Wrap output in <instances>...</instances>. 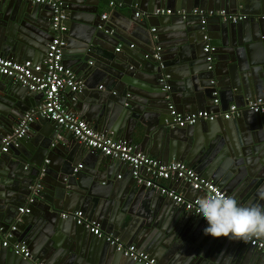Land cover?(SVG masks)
<instances>
[{"label": "water", "instance_id": "1", "mask_svg": "<svg viewBox=\"0 0 264 264\" xmlns=\"http://www.w3.org/2000/svg\"><path fill=\"white\" fill-rule=\"evenodd\" d=\"M101 1L63 0L70 28L63 35V62L90 78L92 86H106L105 93L66 90L79 103L68 109L78 107L95 131L115 140L132 144L140 135L148 155L164 163L185 162L231 195L235 186L242 205L264 206V114L245 109L264 98V19L256 18L264 15V0H115L129 11L122 25L101 20ZM196 8L249 17L236 24L210 19L202 25L193 16L153 15L159 9L189 13ZM52 20L49 6L0 0V57L44 61L55 37ZM207 45L214 52L205 53ZM38 96L43 98L0 76V148ZM219 98L226 108L240 107L241 117L173 126L172 102L182 112L196 113ZM30 129L31 139L0 157V264H30L2 245L13 224L12 242H25L48 264H141L61 217L76 211L100 222L104 234L136 244L162 264H264V253L240 240L204 235L201 218L182 216L181 206L135 179L103 185V176L111 179L121 161L110 159L92 174L77 172L85 147L70 138L58 142L56 123L38 118ZM48 158L52 163L45 165ZM37 184L43 189L34 196ZM31 197L29 212L20 215Z\"/></svg>", "mask_w": 264, "mask_h": 264}, {"label": "built area", "instance_id": "2", "mask_svg": "<svg viewBox=\"0 0 264 264\" xmlns=\"http://www.w3.org/2000/svg\"><path fill=\"white\" fill-rule=\"evenodd\" d=\"M39 4L42 6H49L53 11L52 27L55 31L54 39L47 45V52L44 61H22L17 62L9 58L0 57V76H4L14 80L21 86L28 88L32 92L43 94L44 102L41 106L28 111L23 118L13 128L11 134L2 140L0 148V157L9 153L11 147L17 146L19 141L26 138L30 126L38 118L46 119L47 121L56 123L63 130L69 132L74 140L83 145L86 149L93 153H98L111 160L121 161L130 167L132 177L138 184L144 185L163 197H166L175 202L176 205L182 206L186 211L192 212L196 215L195 209L199 199L188 201L185 197L173 189L162 186L161 181L176 180L189 184V186L196 192L203 193L205 197L213 194L228 195L219 186L212 181L202 178L194 169L183 162L162 163L155 158H152L142 151L137 146L129 144L125 141L115 140L112 137L103 135L95 131L84 119L72 113L64 104L63 92L69 90L71 94L76 95L85 88L84 82L80 80L71 68L64 65L63 55L66 42L63 35L67 33L68 15L65 11V4L63 0H22ZM111 7H121V3L111 0ZM154 16H180L187 18L189 16L200 19L202 25L210 19H220L223 22L239 23L245 21L248 16L239 14H230L225 10H202L193 9L191 12L184 10L172 11L170 9H159L153 14ZM135 16L141 17L140 13ZM107 16L102 17L103 21L107 20ZM257 18L264 19V15ZM155 31V29H152ZM208 41V37H204ZM215 48L207 45L204 48L205 53L214 52ZM119 51V49H117ZM160 51V49H158ZM154 58L161 59V55L157 53ZM210 63L209 71L213 69V59L208 58ZM92 65V63H90ZM168 90V88H165ZM217 95V94H215ZM75 96L72 99L75 100ZM214 105H219V100L214 101ZM245 109L258 114H264V99H256L250 101ZM242 110L231 105L226 111L216 114L211 111H198L196 113L182 114L173 104L169 105V115L172 118L173 126L178 128H185L194 126L199 122H212L217 118L224 120H233L241 117ZM61 138V137H59ZM48 164V162H47ZM83 166H78L76 171L81 170ZM45 169L41 170L39 180L43 177ZM121 178V177H119ZM43 189L42 184H37L33 188V195H37ZM34 202L31 197L25 208L19 209V214L29 212V206ZM63 220H73L77 226L88 230L93 236L97 238H104L117 252L124 257L131 259L133 262L141 264H160L151 255L143 251H139L132 245H125L121 240L112 235L104 234L101 225L95 221L88 219L82 211L73 213H64L61 215ZM202 219V218H201ZM203 220V219H202ZM20 220L18 219L17 222ZM204 221V220H203ZM204 223H206L204 221ZM16 225H13L8 233L4 235L3 247L9 248L16 256L23 260L29 261L30 264H47L33 256L31 250L23 241L12 242L14 232H16ZM0 231L2 228L0 227ZM243 244L264 253V240L262 238H250L248 240H240Z\"/></svg>", "mask_w": 264, "mask_h": 264}, {"label": "crops", "instance_id": "3", "mask_svg": "<svg viewBox=\"0 0 264 264\" xmlns=\"http://www.w3.org/2000/svg\"><path fill=\"white\" fill-rule=\"evenodd\" d=\"M114 1V0H113ZM110 2H111V0H103V1H101L100 2V4H99V16H101V20L103 21V19H102V17L104 16V15H106L108 18H107V20H105L106 21V23H108V24H119V25H122L123 23H124V21H125V19L123 18V16H128V9L126 8V6L122 3V2H117V3H121L123 6H121V7H111L110 6ZM199 9V8H198ZM230 14H232V13H230ZM236 15V14H235ZM248 16V15H247ZM249 17V16H248ZM257 18V17H256ZM214 26H216V25H209V27H214ZM69 27H68V31H69ZM68 31H67V33H68ZM102 34L105 36V35H107L108 33H106V32H102ZM25 61H32L31 59H29V60H25ZM35 62V61H34ZM95 61H94V59H91V61H90V63H94ZM64 65L66 66V67H68V68H71L70 66H68V64L67 63H64ZM72 70H73V72L75 73V75L80 79V80H82L84 83H85V92L87 93V94H94V93H97L98 91L99 92H103V93H105L106 91V86L104 85V84H100V85H98V87H96V86H92V84L90 83V78H88L85 74H82V73H78V72H76V70H74L73 68H71ZM88 87V88H87ZM91 87H93V88H91ZM112 91V93H115L116 91L113 89V90H111ZM112 93H109V94H112ZM71 94V93H70ZM63 96H64V104H65V106L68 108V105H71V106H76V105H78L79 103H76V102H73V100H72V97H71V95H70V97L67 95V93L66 92H63ZM70 98V99H69ZM261 99H264V98H261ZM219 100V105H213V106H210L209 107V109H208V111H211V112H213V113H216V114H220V113H222V112H224V111H226L228 108H226L227 106H226V104H221V100H220V98L218 99ZM172 101V100H171ZM32 102H33V106H31V109L29 110V111H31V110H33V109H35V108H37V107H39V106H41L42 104H43V102H44V98H41L40 99V97L38 96V97H36L35 99H33L32 100ZM71 103V104H70ZM172 104L176 107V109L180 112V113H182V114H190V112H182L181 110H179L178 109V107L172 102ZM231 105H235L236 106V104H234V103H231L230 104V106ZM70 106V111L72 112V110H74L72 113H74V114H76V115H78L79 117H81L82 119H84L92 128H93V125H92V123H90V121L88 120V119H86V118H84L85 117V112H82V110H80L78 107H76L75 109H73L72 107ZM238 107V106H237ZM240 108V107H239ZM241 109V108H240ZM242 110V109H241ZM243 111V110H242ZM35 133H34V131H32L31 129H30V131H29V134L27 135V137L25 138L26 140H28V139H31L32 138V135H34ZM57 135H58V137H57V141L59 142V141H63V140H68L69 138H70V140H74V138H73V136L69 133V132H67V131H65V130H63L62 128L60 129V131L57 133ZM59 137H61V138H59ZM121 141H123V140H121ZM58 142H56V143H58ZM141 143H142V137L139 135V136H136L135 138H134V140H133V143H132V145H134V146H137V148L140 150V151H142L144 154H146V155H148L145 151H143L142 150V148H141ZM149 149H150V146H149ZM10 152V151H9ZM8 154V153H7ZM148 156H150V155H148ZM150 157H152V158H155V157H153V156H150ZM105 158V159H104ZM156 160H158L157 158H155ZM113 162V161H111L110 159H108V158H106V157H104L103 155H101V154H96V153H93V152H91V151H89L88 149H86L85 148V151H84V154H83V156H82V158H81V161L78 163V165H77V168H78V166H83V168L81 169V171L80 170H78L77 172H81V173H91L92 172V169H94V168H98L96 171L97 172H99V171H102L103 170V168H102V166H101V164H103L104 162ZM158 161H160V160H158ZM47 162H48V164H51L52 163V159H50V158H48L47 160H45V165H47ZM160 162H162V161H160ZM162 163H164V162H162ZM183 163H185V162H183ZM165 164H167V163H165ZM188 165V164H187ZM189 166V165H188ZM196 171V170H195ZM100 173H102V172H100ZM92 174V173H91ZM200 175V174H199ZM202 178H204L202 175H200ZM119 177H121V178H119ZM103 181L104 182H102V184L103 185H106V184H108V183H110V182H116V183H119V182H123V181H125V180H127V181H133L134 180V178L132 177V173H131V169H130V167L129 166H127L126 164H122V165H120L119 167H118V169H117V171H116V173H113V174H111V179H109L108 178V176H106V174L103 176ZM204 179H206V180H209V181H212L213 183H215L213 180H210V179H207V178H204ZM230 182H232V180L231 181H228V183H227V185H229L230 184ZM161 184H162V186H164V187H166V188H169V189H173V190H175V191H177L178 193H180V194H182L184 197H185V199H187L188 201H194V200H196V199H201V198H205V195L203 194V193H199V192H196V191H194L187 183H184V182H181V181H176V180H169V181H161L160 182ZM216 184V183H215ZM218 186V185H217ZM221 188V187H220ZM222 189V188H221ZM238 188H235V186H234V189H233V191L232 192H234L235 194L234 195H232V196H234L235 198H237V200L241 203L242 201H243V197L241 196V195H238V190H237ZM223 190V189H222ZM236 190V191H235ZM224 191V190H223ZM226 192V191H225ZM228 195H231V194H229L228 192H226ZM27 204H28V202L26 203V204H23L22 206H21V208H25L26 206H27ZM176 206H178V205H176ZM182 207V206H181ZM183 208V207H182ZM64 214V213H63ZM186 214H193L192 212H188V211H186L184 208H183V213H182V216L184 215H186ZM88 219H91L90 217H88L86 214H84ZM194 215V214H193ZM18 220V219H17ZM16 220V221H17ZM91 220H95V221H97L96 219H91ZM98 222V221H97ZM15 223V222H14ZM99 224H100V222H98ZM14 225V224H13ZM101 225V224H100ZM113 236V235H112ZM114 237H117L119 240H121V242H123L125 245H132V246H134V247H136L139 251H141L140 249H139V247L136 245V244H127L125 241H124V239L123 238H121V237H119V236H114ZM17 240L18 239H21V238H19L18 236L17 237H15ZM263 240H264V238H262ZM18 242H20V240L18 241ZM30 248V247H29ZM31 253L33 254V256L35 257V258H37V256L33 253V251H32V249H31ZM150 255V254H149ZM157 262H159L160 263V261L158 260V258H155L154 256H152ZM38 259V258H37ZM39 260V259H38ZM45 263V262H44ZM48 264V263H47ZM160 264H162V263H160Z\"/></svg>", "mask_w": 264, "mask_h": 264}, {"label": "clouds", "instance_id": "4", "mask_svg": "<svg viewBox=\"0 0 264 264\" xmlns=\"http://www.w3.org/2000/svg\"><path fill=\"white\" fill-rule=\"evenodd\" d=\"M195 212L206 222V236L232 240L264 238V206H245L232 195L213 194L201 198Z\"/></svg>", "mask_w": 264, "mask_h": 264}]
</instances>
